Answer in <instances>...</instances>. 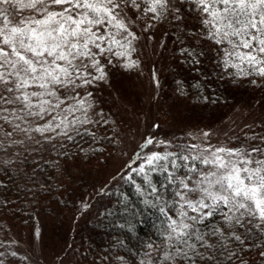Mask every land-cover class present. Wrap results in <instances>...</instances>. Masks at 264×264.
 Returning a JSON list of instances; mask_svg holds the SVG:
<instances>
[{
    "label": "snow or ice",
    "instance_id": "1",
    "mask_svg": "<svg viewBox=\"0 0 264 264\" xmlns=\"http://www.w3.org/2000/svg\"><path fill=\"white\" fill-rule=\"evenodd\" d=\"M164 20L196 21L192 35L216 46L224 74L264 88V0H0V129H12L0 148L24 143L14 134L95 137L83 126L99 121L78 90L106 82L114 57L138 67L130 55L137 22L147 32ZM247 140L229 147L145 138L141 149L165 150L137 152L141 163L121 177L159 220L161 243L146 244L144 264H264V135Z\"/></svg>",
    "mask_w": 264,
    "mask_h": 264
},
{
    "label": "rangeland",
    "instance_id": "2",
    "mask_svg": "<svg viewBox=\"0 0 264 264\" xmlns=\"http://www.w3.org/2000/svg\"><path fill=\"white\" fill-rule=\"evenodd\" d=\"M196 23L178 26L164 20L144 32L143 23L138 21L134 30L140 38L133 42L136 50L130 55L139 60V66L126 69L120 65L127 62V57H114L113 64L105 69L106 82L78 90L92 105L88 116L99 121L83 127L93 125L99 130L108 120L115 133L116 138L114 142L110 139L106 151L97 152L92 147L85 154L66 156L68 143L80 142L84 137L75 132L70 133L75 140L55 132H32L34 140L14 134L16 140L23 139L24 143L11 146L9 141L7 150L0 148V181L7 183L0 188V196L4 189L24 188L30 197V209L36 214L35 228L20 226L2 216L10 230L0 234L4 260L11 258L8 253L16 252L34 264H73L81 227L104 208L106 194L122 172L140 161L137 152L163 150L156 144L141 149L146 137L170 141L182 136L193 144L234 147L230 146L231 141L246 125L264 120V95H253L247 87L242 86L230 102L214 106L198 94L180 91V85H171L167 72L171 73L178 63L184 44L179 45L178 40L190 41ZM88 92L92 93L90 97ZM5 129L12 131L5 124L0 129V139L4 138ZM204 132L211 134L206 140L201 139ZM44 136L55 138L48 141Z\"/></svg>",
    "mask_w": 264,
    "mask_h": 264
},
{
    "label": "trees",
    "instance_id": "3",
    "mask_svg": "<svg viewBox=\"0 0 264 264\" xmlns=\"http://www.w3.org/2000/svg\"><path fill=\"white\" fill-rule=\"evenodd\" d=\"M178 44H183V48L180 47L179 61L175 63L171 73L167 72L169 73L167 78L173 87L180 85L182 87L180 91L188 90V93L198 94L201 100L214 106L230 102L231 97L238 96L242 86L247 87L253 95H264V88L250 84L248 79L233 78L224 74L223 68L217 67L219 50L211 42L197 40L192 35L190 41L179 39ZM185 44L187 45L184 46ZM181 48L189 51L182 52ZM248 125L251 127H244L231 141L230 146H239L241 142L252 143L251 140L246 141V134L248 137L264 135V120L251 122ZM101 128L95 130V126H89L90 133L94 132L95 137L86 134L80 142L78 140L69 142L68 149H65L66 156L73 157L74 153L85 154L86 150L92 147L97 152L106 151L111 143L110 139L116 137L113 129L108 126V120L107 123H102ZM170 141L174 145L193 144L182 136L174 137ZM161 148H163L161 152L165 150L164 145H161ZM140 163L141 161L122 172L119 181L107 192L104 208L97 210L93 217L84 222L78 243L74 248L73 264H144L147 259L145 253L148 251L146 244L149 241L161 243L157 215L145 209L128 181L121 179L130 172L131 168L137 167ZM139 180L140 178L137 177V182ZM4 184L7 183L1 180L0 188H4ZM4 190L3 195L0 196V234L10 231L7 226L9 223L5 221L3 215L20 226L35 228L36 214L30 209V197L24 192V188ZM125 195L130 198L125 199ZM8 255L11 258L7 257L4 260L5 264H34L18 253L16 256L10 253ZM249 259L252 257L249 256Z\"/></svg>",
    "mask_w": 264,
    "mask_h": 264
}]
</instances>
